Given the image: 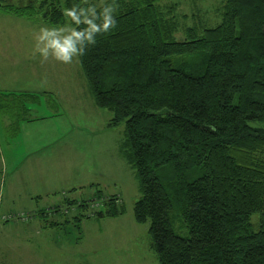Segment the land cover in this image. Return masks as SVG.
Wrapping results in <instances>:
<instances>
[{
    "label": "trees",
    "instance_id": "1",
    "mask_svg": "<svg viewBox=\"0 0 264 264\" xmlns=\"http://www.w3.org/2000/svg\"><path fill=\"white\" fill-rule=\"evenodd\" d=\"M162 1L0 0V12L87 35L114 3L115 28L76 57L94 105L112 115L107 126H124L140 194L133 219L147 225L157 263L264 264V129L253 126L264 124V0H221L219 22L185 28L181 42L176 7ZM97 200L89 217L76 204L74 222L123 215L116 196ZM175 216L188 238L174 234Z\"/></svg>",
    "mask_w": 264,
    "mask_h": 264
},
{
    "label": "rangeland",
    "instance_id": "2",
    "mask_svg": "<svg viewBox=\"0 0 264 264\" xmlns=\"http://www.w3.org/2000/svg\"><path fill=\"white\" fill-rule=\"evenodd\" d=\"M9 1L20 5L27 0ZM170 4L176 7L174 15L179 29L175 39L179 42L184 29L199 21L210 26L219 22L217 10L221 0L162 1L165 7ZM45 32H54L57 39H63L72 34V28L68 24L50 27L39 20L0 12V142L13 141L18 127L38 134L33 132L34 126H26L21 118L56 115L52 121L40 120L36 129L50 133V139L40 138L42 143L45 139L59 140L46 154L64 162V169L58 170L60 190L36 202L27 199L25 189L20 188L16 199L10 200L12 193L6 191L10 174L8 170L2 172L0 164L4 182L0 193V264H158L147 225H138L133 219V205L140 194L134 171L121 152L124 126H107L112 115L94 105L77 57L73 56L68 63L56 59L53 50L47 48L52 37L41 38ZM12 91L33 94L30 99L17 94L16 101L21 105L15 116L5 112L10 107L3 100V95ZM43 92L50 95H41ZM1 123H11V127L8 124L4 128ZM253 126L264 129V124ZM5 131L13 135L7 133L8 138H4ZM1 149L6 156L3 144ZM23 150L29 159L37 145ZM23 172L21 168L19 173ZM98 195L119 198L123 215L115 219H87L94 208H100ZM80 202L88 205L82 213L86 217L75 223L73 218L80 213L76 204ZM251 224L257 231L258 215L251 217ZM171 227L176 236L188 238L180 217L171 218Z\"/></svg>",
    "mask_w": 264,
    "mask_h": 264
},
{
    "label": "crops",
    "instance_id": "3",
    "mask_svg": "<svg viewBox=\"0 0 264 264\" xmlns=\"http://www.w3.org/2000/svg\"><path fill=\"white\" fill-rule=\"evenodd\" d=\"M17 94L22 95L23 97H26L28 99L33 97V94L28 93H15V91H12L10 93H7V95H3V100H6L7 103H5V106L10 105H16L18 108L14 109L15 114L19 112V106L21 105L20 101H16L15 98H17ZM36 94V93H34ZM42 94H49L48 92H43ZM50 95V94H49ZM5 98V99H4ZM19 98V97H18ZM0 106H1V100H0ZM24 107V105H23ZM25 108V107H24ZM56 115H49L46 118H29L28 120H22L26 126L33 127V132H38L37 135L34 133H31L29 130H25L21 127L15 134V139L8 140L5 139L3 143L0 142V164H2L3 171H9L10 174V182L8 183V189L7 192L12 193V196L10 200H15V195H18L19 191L21 189H25L26 197L32 202H36L37 200H41L43 196L53 194L55 191H57L61 185L60 180L58 178V170L64 169V162L57 159L56 156H53L51 158L50 154H46V151L49 147L55 146L59 144V140L57 138H54L52 142H49V140L45 139V142L42 143L40 138L47 137L50 139V133L48 132H42L41 130H38L36 128L39 124V121H52V118H57ZM24 119V118H23ZM9 124V127H11V123H1L2 127H6ZM39 126V125H38ZM26 128V127H24ZM7 133L11 132H4L2 133V136L4 138H8L6 135ZM13 134L11 133L10 136ZM56 135V134H55ZM56 137V136H54ZM1 144L5 147L7 150L6 156H3ZM37 145L36 152L34 151L32 156L27 159L25 156L23 148L29 149L33 145ZM22 164H25L21 166ZM21 166V167H20ZM2 167L0 166V169ZM23 168L24 172L19 173V170ZM0 172V173H2ZM17 175V178L14 175ZM1 175V174H0ZM4 186V182L1 180L0 176V193L2 192V188ZM20 190L18 191V189ZM62 189V188H61ZM60 190V189H59ZM7 194V193H6ZM12 202V201H11ZM36 213V212H35Z\"/></svg>",
    "mask_w": 264,
    "mask_h": 264
},
{
    "label": "clouds",
    "instance_id": "4",
    "mask_svg": "<svg viewBox=\"0 0 264 264\" xmlns=\"http://www.w3.org/2000/svg\"><path fill=\"white\" fill-rule=\"evenodd\" d=\"M115 12V5L109 4L103 8L101 13L102 23L99 25L95 23H90L89 31L87 35H84L82 32L73 31V33L65 37L63 39H57L56 33L45 32L44 36L41 38L52 37L49 39L47 48L53 50V54L55 58L68 63L71 61L73 56H83L85 54V50L87 45L95 43V35L98 33H107L110 29H114L116 26V20L114 15H109V13ZM65 15L71 18L74 22L79 23L80 19L77 18V14L75 10H66ZM96 18V15L93 16ZM87 41V45L83 43V41ZM79 45V48H78Z\"/></svg>",
    "mask_w": 264,
    "mask_h": 264
}]
</instances>
